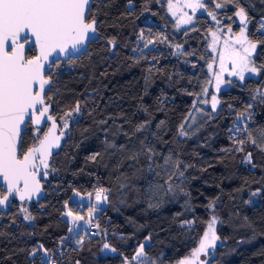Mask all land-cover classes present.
<instances>
[{"label":"trees","instance_id":"obj_1","mask_svg":"<svg viewBox=\"0 0 264 264\" xmlns=\"http://www.w3.org/2000/svg\"><path fill=\"white\" fill-rule=\"evenodd\" d=\"M204 5L233 33L240 29L235 13L244 9L259 71L232 80L218 93L217 111L206 110L204 120L182 136L181 126L209 81L214 22L198 14L192 26L175 33L165 0H92L86 20L95 18L97 37L85 53L53 63L46 74L51 114L59 122L71 113L67 138L50 159L44 198L14 200L0 213V264H137L133 256L141 244L153 264H177L197 247L211 213L220 238L213 264H264V96L252 106L239 140L233 139L247 100L264 89V0ZM145 17L161 28V37L143 36L152 28ZM34 54L27 49V57ZM27 127L20 155L43 132ZM98 189L107 204L76 244L62 218L65 206L78 211L72 192ZM105 244L114 253H103Z\"/></svg>","mask_w":264,"mask_h":264},{"label":"snow or ice","instance_id":"obj_2","mask_svg":"<svg viewBox=\"0 0 264 264\" xmlns=\"http://www.w3.org/2000/svg\"><path fill=\"white\" fill-rule=\"evenodd\" d=\"M186 6L193 12L197 8L205 7L201 0L188 3ZM168 7L169 11L176 15L180 6L169 2ZM215 7L221 8L222 5L216 4ZM90 11L91 0H0V177L7 185L8 193L0 199V205L5 204L13 193H18L20 199L24 200L26 196L30 198L33 192L40 191L35 170L39 165L45 169L48 168L51 149L59 147L60 140V137L55 135L57 127L55 118L48 115L49 105L45 104V86L51 83L50 79L44 75L45 62L50 60L53 53L58 55L63 53L67 56L70 50H78L80 45L90 39L91 34L96 33L95 18L90 21L86 20V13ZM208 15L213 20L216 19L212 12ZM235 15L240 18L244 27L241 28L235 41L230 44L226 39L224 43L226 49L231 47L229 58L232 60L233 71L230 75L239 76L243 80L246 71L250 73L259 71L256 67L249 66L251 52L256 49L257 44L249 41L245 34L247 18L244 9L240 8ZM190 21L191 17L186 19L181 17L177 26ZM261 28L264 29V22ZM228 31L231 32V28ZM212 37V47L215 50V44L219 38L216 32H212ZM30 43L32 47L39 49V54L27 58L26 45ZM236 45H239V48H236ZM224 60V53H221V73L226 71ZM54 62L53 60L52 63ZM208 67L211 70L212 65L209 64ZM220 82H222L220 75L217 74V88ZM218 103L216 97L213 96L212 108L215 109ZM74 111H80L78 104ZM243 115L244 113H240V116ZM67 116H71V113L66 112L65 117ZM28 120L36 125L52 121V126L43 139H39L38 144L29 147L23 153L21 159L18 157V151L23 149L20 126L26 124ZM63 127H68L66 119ZM39 131L40 129L37 128V132ZM182 134L186 135V133ZM62 135L63 132H61ZM253 143H255L254 140ZM37 160L39 165L36 163ZM21 182H23V188L19 186ZM103 191V189L97 191V200L101 198ZM214 206V204L209 205L210 208ZM93 211L94 209L89 211V217L92 216ZM66 215L73 217L74 224L84 219L81 216H73L71 210H68ZM25 219L31 220L32 217L25 216ZM216 223L217 217L212 216L198 246L191 251L188 257L179 260L178 264H206L199 257L202 253L206 255L210 248L216 247V242L220 239L215 232ZM69 231L73 229L70 228ZM81 242L82 240L77 241L78 244ZM104 247L108 248L109 245L105 244ZM35 251L33 249V252ZM143 256H145L144 245L141 244L133 260H140ZM141 264H143L142 261Z\"/></svg>","mask_w":264,"mask_h":264},{"label":"rangeland","instance_id":"obj_3","mask_svg":"<svg viewBox=\"0 0 264 264\" xmlns=\"http://www.w3.org/2000/svg\"><path fill=\"white\" fill-rule=\"evenodd\" d=\"M165 1H166L167 14L171 18V20H173V22H174V32L175 33L179 32L180 30H183V29H186V28L192 26L194 23V18L196 15L208 14L205 11V8H203V9L197 8L196 11L193 12V10L191 8H188L186 6L188 3H195L196 0H165ZM204 1L205 0H201L202 3H204ZM169 2H171L173 5H179L180 6L176 11V15H173L172 12L169 11V7H168ZM217 9H219V8H217ZM181 17H184L185 19L187 17H191V21L187 24L180 23L179 27H178L177 23L181 19ZM209 18L214 22L213 30L210 31V33H209V44H208V49H209V52L211 53V61L209 64L212 65V68L210 70L208 67L209 66V64H208L207 71L209 74V81L206 84V86L204 87L201 94L198 97H196V99L194 100L192 109L190 110V112L188 113L187 117L185 118V120L182 124L181 130H180L182 136H184V134H182V133H186V134L190 133L192 130H194L202 122V120H204V118L206 116V110H210L212 113H215L217 111V109L219 107V103L217 104L215 109L212 108L213 96H215L217 101L219 102L218 93L220 91L227 89L232 80L241 81L239 76L230 75V73L233 71L232 60L229 58V53L231 52V47L226 49L224 41L226 39H228L230 44L233 41H235V39L240 34L241 28L244 27V24H242L240 21V18L236 16V20L240 26V29H239L238 33H233L232 31L229 32L228 31L229 28L224 27L220 23V21H218L217 19L213 20L211 16H209ZM144 20H145L144 22H146L147 25L151 26L152 28L144 30L143 36L147 35V37L153 38V37H156V34H158V37H161V34H162L161 28L158 25L154 24L147 17H145ZM262 22H264V20L261 21V24H262ZM246 28H247V26H246ZM246 28H245V34H246ZM261 30L264 31V29H262V28H261ZM212 32H216L217 36L219 38L215 44V50H213V47H212V43H213ZM141 33H140V37H141L140 39L144 40ZM149 44H151V43L149 42L146 46H144V48L147 49L149 47ZM235 47L239 48V45H236ZM140 48H143V47H140ZM140 48H139V52H141ZM144 48H143V50H144ZM175 49H178L179 51L181 50V48H176V47H175ZM254 52H255V50L251 52V63L249 65L250 67H256L255 64L253 63ZM141 53L144 54V51ZM221 53H224V56H225L224 66L226 68V71H223L222 73H221V63H220ZM257 73H250V72L246 71L244 73V78L248 77V76L256 77ZM217 74L220 75V80L222 81L219 83V88H217ZM205 89H206V91H205ZM262 96H264V89L255 91L253 96L247 100L246 106L248 109H244L243 112H241V113H244V115L243 116L239 115V118L237 119L238 120L237 124L235 125L236 128H234L236 130L235 133L233 134V136H234L233 139L235 141L239 140V138L241 137L242 133L245 130V126L249 120V115H250L252 106ZM205 101H207V103H205ZM62 117H64V119H61V117H58L60 124H63L64 120L65 119L67 120V118L70 116H67V117L62 116ZM241 122H242L241 127H239L240 125L238 123H241ZM239 128H241V129H239ZM33 133L38 135L40 133V131L37 132V129H34ZM241 145H242L241 142H237L235 148L238 149V148H240ZM245 161H248L247 157H245ZM99 190H101V189L96 190L92 194H81L77 191H73L71 196H70V202L75 205V209H78V211L71 210L68 205L65 206V210L62 214V218L69 223V225H70L69 229L70 228L73 229V231H71V232L69 231V234L74 236L73 239H74V242L76 244H78L77 241H81V238L80 239L77 238V236L79 235V232L82 230H85V232H86V229H87L89 223L91 222V220L98 214L100 209L105 207L107 204V200H106L107 197L103 193L101 194V198L99 200H97L96 193ZM92 209H94V211L92 212V216L89 217V211ZM213 209H214L213 207L210 208L211 211ZM68 210L72 211L73 216H81L84 219L77 221L74 224L73 223V217L66 215ZM211 214L212 215L210 216V219L212 216H215V215H213V213H211ZM210 219H209V221H210ZM89 227H92V226L89 225ZM206 228H207V226H206ZM91 233H93V232H91ZM218 245H219V241L217 240L216 247ZM215 248L214 249L210 248L206 255L202 253L200 255L199 259L201 261H205L206 264H213V260L215 258L213 255V252H214ZM103 253H114V250H111L109 247L108 248L103 247ZM141 261L143 262V264H153V261H151V259L146 257V256L141 257L140 260H135V262L137 264H141Z\"/></svg>","mask_w":264,"mask_h":264},{"label":"water","instance_id":"obj_4","mask_svg":"<svg viewBox=\"0 0 264 264\" xmlns=\"http://www.w3.org/2000/svg\"><path fill=\"white\" fill-rule=\"evenodd\" d=\"M91 4H92V0H91ZM87 13H86V16H87ZM96 25H97V23H96ZM97 35H98V32H97V29H96V33L91 34L90 39H88L85 44L80 45L79 48H78V50H70V52H69V54L67 56L65 54H63V53H60L59 55L57 53H53L52 56L50 57V60L48 62H45V71H44L45 77H46V74L49 73L50 70H51V66L53 65V63H52L53 60L55 62H58V61H62V60H69L71 58H77V57H79L81 54H83V53L86 52L87 47H88V44L90 42H92L97 37ZM21 42H23V41H21ZM31 47H32L31 46V43L29 45H26V51H27V49H29ZM33 48H34V53H35L33 56L38 55L39 54V49L38 48H35V47H33ZM33 56H31V57H27L26 56V57L27 58H32ZM49 66H50V70H49ZM46 78H48V77H46ZM48 79H50V78H48ZM50 81H51V79H50ZM50 86H51V83H50V85H46L45 86L44 95H45L46 91L49 90ZM45 104L49 105V113H48V115H51L52 117H54L51 114L52 113V107H51V105L49 103H46V100H45ZM55 121H56V124H57V127L55 129V135L60 137L59 147H53L51 149V155L48 157V165L50 163V159H51L52 155L55 154L59 150V148L62 145L63 140H65L67 138V131H68V129L70 127V124H71V120L70 119H67L68 127L67 128H64L63 127V124L64 123H63L62 126H61V128H59L56 118H55ZM29 122L31 123V125H32L33 128H39V129L44 128L46 124L48 125V127L46 128L45 132L42 134V136L40 137V139H43L44 135L48 132V130L52 126V121H46V122H42L40 125H36L31 120H28V121H26V124H22L20 126V139L21 140H22V135L24 133L28 132L27 124ZM61 132H63V135L62 136H61ZM38 142H39V140L35 144H38ZM27 149L25 150V152L27 151ZM18 157L21 158V159L23 157V154L20 155V150L18 151ZM36 163H37V165H39V161L38 160L36 161ZM48 170H49V166H48L47 169H45L42 165H39V167L35 170L36 171V174H37V180L39 181V186H40V191L39 192H33L30 198L28 196H26L24 200H21L20 199V195L18 193H13L11 196H9V199H8V201L5 202V204L0 205V213L1 212H6L9 209V207L12 205V202L14 200H16L18 202L27 201V202L37 203L42 198H44V190H43V186H42V181H44V180H46L48 178V174H47V171ZM19 186L21 188H23V182H21V184ZM30 187H31V185H30ZM5 195H8V193H7V185L4 183L3 178L0 177V199H2Z\"/></svg>","mask_w":264,"mask_h":264},{"label":"flooded vegetation","instance_id":"obj_5","mask_svg":"<svg viewBox=\"0 0 264 264\" xmlns=\"http://www.w3.org/2000/svg\"><path fill=\"white\" fill-rule=\"evenodd\" d=\"M53 116H54V115H53ZM54 117H55V118H56V120H57V117H56V116H54ZM57 123H58V126H59V128H61L62 124H60V122H58V121H57ZM28 124H30V125H31V123H30V122H29ZM31 126H32V125H31ZM47 127H48V125L46 124V125H45V127H44V128H42V129H43V132H42V134L45 132V130H46V128H47ZM34 129H37V128H34ZM34 129H33V130H34ZM42 134H41V136H42ZM39 139H40V138H39ZM39 139H38V140H39ZM38 140H37V141H38ZM37 141H36V143H37Z\"/></svg>","mask_w":264,"mask_h":264},{"label":"built area","instance_id":"obj_6","mask_svg":"<svg viewBox=\"0 0 264 264\" xmlns=\"http://www.w3.org/2000/svg\"><path fill=\"white\" fill-rule=\"evenodd\" d=\"M140 51L143 52L144 51L143 48H140Z\"/></svg>","mask_w":264,"mask_h":264}]
</instances>
